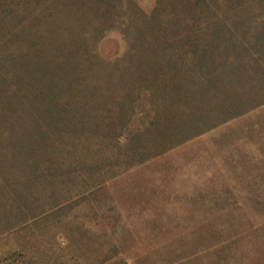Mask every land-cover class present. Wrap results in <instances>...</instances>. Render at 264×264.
Here are the masks:
<instances>
[{
	"label": "rangeland",
	"instance_id": "374dc122",
	"mask_svg": "<svg viewBox=\"0 0 264 264\" xmlns=\"http://www.w3.org/2000/svg\"><path fill=\"white\" fill-rule=\"evenodd\" d=\"M86 9L93 29L114 25L95 49L117 67L144 55L187 77L214 29L230 62L264 43V0H89ZM153 41L170 48L147 52ZM135 101L127 137L151 118L148 99ZM30 189L0 183V264H264V104L146 162L80 170L41 204Z\"/></svg>",
	"mask_w": 264,
	"mask_h": 264
},
{
	"label": "trees",
	"instance_id": "16d2710c",
	"mask_svg": "<svg viewBox=\"0 0 264 264\" xmlns=\"http://www.w3.org/2000/svg\"><path fill=\"white\" fill-rule=\"evenodd\" d=\"M88 2L0 0V183L28 184L36 204L80 170L146 162L264 104V43L253 58L230 62L219 49L224 31L214 29L187 77L169 74L158 57L104 64L95 45L114 25L93 29ZM140 97L151 118L127 137Z\"/></svg>",
	"mask_w": 264,
	"mask_h": 264
}]
</instances>
